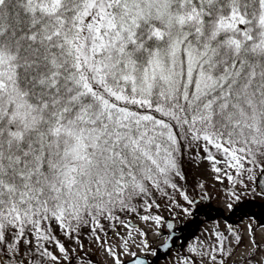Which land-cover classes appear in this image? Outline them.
I'll use <instances>...</instances> for the list:
<instances>
[{
    "label": "snow or ice",
    "instance_id": "obj_1",
    "mask_svg": "<svg viewBox=\"0 0 264 264\" xmlns=\"http://www.w3.org/2000/svg\"><path fill=\"white\" fill-rule=\"evenodd\" d=\"M186 164L264 197V0H0V264H156ZM246 228L199 255L264 264Z\"/></svg>",
    "mask_w": 264,
    "mask_h": 264
},
{
    "label": "rangeland",
    "instance_id": "obj_2",
    "mask_svg": "<svg viewBox=\"0 0 264 264\" xmlns=\"http://www.w3.org/2000/svg\"><path fill=\"white\" fill-rule=\"evenodd\" d=\"M189 167V179H191L193 184L188 183L186 187L192 196L203 197L198 202L200 211L197 212L195 217H185L186 219L183 222L184 229L186 228L192 236L190 240H187L188 243L181 250L180 254L182 256H175L171 253L168 258H165L161 262L162 264H179V259L192 258V255L200 260V264H212L208 255L201 256L199 253L212 251V248L217 243L214 235L216 229H219L222 233H226L227 224L231 222L234 224V228L244 230L243 235L245 237V243H247V235L245 234L246 226L251 224L255 227L259 223V216L264 215V197L253 195L252 192H249L239 204L235 205L233 210H229L227 207V192L232 189L231 183L227 180L226 182L224 180L221 182L215 179V175L210 171L207 164L201 165L199 168L189 164ZM200 183L204 184L203 189L197 186ZM249 187H252L251 182H249ZM207 212H209V215L205 216ZM220 212L223 215L220 214L214 218L212 217L214 214ZM160 214L164 217L174 216H170L167 210L161 211ZM224 215L225 217L229 216L230 219H225ZM209 217L211 219H208ZM139 223L140 227H146L142 222ZM153 228H155V225H153ZM162 231L165 234L166 229L164 226L162 227ZM256 237L260 243H264V227L257 228ZM149 238L152 240L154 246L161 242L151 231L149 232ZM191 248H195L196 252L190 251ZM242 251L244 249L237 250L236 256L233 259L239 258ZM89 254L92 256L95 264H106L103 252H97L93 249ZM213 254L217 255V260L219 261L220 254ZM73 264H76V262L74 261ZM229 264H231V261H229Z\"/></svg>",
    "mask_w": 264,
    "mask_h": 264
},
{
    "label": "trees",
    "instance_id": "obj_3",
    "mask_svg": "<svg viewBox=\"0 0 264 264\" xmlns=\"http://www.w3.org/2000/svg\"><path fill=\"white\" fill-rule=\"evenodd\" d=\"M185 170H186V172H187V184L188 183H190V184H193L192 182H191V179H189V174H190V167H189V164H186V166H185ZM224 182H226V178H224ZM261 209H262V207H260ZM263 217H264V215H262L261 217L259 216V218L260 219H263ZM192 258H194L195 260H198V258L196 257V256H193L192 255ZM180 261H179V264H183V261H184V259H179Z\"/></svg>",
    "mask_w": 264,
    "mask_h": 264
},
{
    "label": "water",
    "instance_id": "obj_4",
    "mask_svg": "<svg viewBox=\"0 0 264 264\" xmlns=\"http://www.w3.org/2000/svg\"><path fill=\"white\" fill-rule=\"evenodd\" d=\"M169 222H174V220H170Z\"/></svg>",
    "mask_w": 264,
    "mask_h": 264
}]
</instances>
